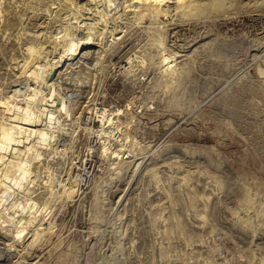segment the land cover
Instances as JSON below:
<instances>
[{"label": "rangeland", "instance_id": "obj_1", "mask_svg": "<svg viewBox=\"0 0 264 264\" xmlns=\"http://www.w3.org/2000/svg\"><path fill=\"white\" fill-rule=\"evenodd\" d=\"M47 2L0 0L2 104L27 90L21 60L32 43H50L64 23ZM193 4L183 12L174 0L169 16L136 18L101 64L95 43L59 63L52 80L94 131L78 132L64 163L87 177L72 201L45 213L49 228L35 246L31 237L12 245L0 227V264H264V0ZM72 22L77 35L86 31ZM166 50L177 62L168 74ZM138 54L145 62L131 74ZM87 105L127 109L120 121L131 120L133 152L117 175L89 150L103 125Z\"/></svg>", "mask_w": 264, "mask_h": 264}, {"label": "bare ground", "instance_id": "obj_2", "mask_svg": "<svg viewBox=\"0 0 264 264\" xmlns=\"http://www.w3.org/2000/svg\"><path fill=\"white\" fill-rule=\"evenodd\" d=\"M47 1L50 2L49 5L59 6V16L64 23L49 35L50 43L41 40L33 42L34 49L29 56L21 60L24 63L22 71L28 82L27 90L21 92L20 88H14L12 101L8 104L0 103V227L8 232L11 244L21 248H24L28 237H31V245L38 244L49 228V223L43 221L45 213L59 200L72 201L80 182L84 178L83 184L87 177L82 174L83 171L72 174L69 160L66 165L64 162L69 156L72 141L79 135L78 132L85 130L88 134L94 133L93 126L88 121L82 122L83 111H77L78 114L74 118L73 109L69 107V90H64L60 84L54 82L52 73L61 61L73 60L93 43L98 46L94 51V59L96 63H103L107 52L121 37L120 33L127 30L125 27H128L130 22L135 24L136 18L142 19L143 22L151 17L169 16L170 12L165 7L174 0ZM177 1L183 12L189 5L194 6L193 0ZM220 1L215 0V4ZM81 11L88 14L90 21L80 19L83 15ZM70 13L75 16H70ZM72 21L77 22L78 26H83L86 31L77 35V29L67 25ZM108 32L111 34L108 35ZM164 54L162 59L168 74L177 64L176 55L168 53L167 50ZM133 56L135 57L129 58L128 61L131 64L126 67L131 74H135L132 65L134 61L145 62L143 56ZM173 72L175 73L174 69ZM78 96L76 94V97ZM85 112L95 113L103 125L99 135L95 136L99 144L96 147L90 145L89 150L96 151L99 157H106V163L115 175L121 173L124 165L128 163V160L124 159L127 156L125 152H133L127 146L131 140L128 130L131 120L125 119L128 120L126 122L123 119L126 124L120 121V115L127 113V109L125 112L120 106L111 110L107 107L87 105ZM60 133L67 137H64L63 143L59 145ZM54 161L59 167L55 172L53 167L51 168ZM85 171L91 180L92 174L88 170ZM39 180L44 182L40 186L43 190L37 192L34 185ZM100 181L96 180L95 185H102ZM41 192L44 193L39 195Z\"/></svg>", "mask_w": 264, "mask_h": 264}]
</instances>
